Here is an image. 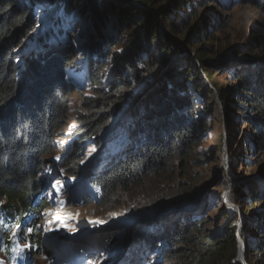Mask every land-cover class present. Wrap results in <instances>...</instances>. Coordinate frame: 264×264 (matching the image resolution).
<instances>
[{
  "label": "trees",
  "instance_id": "obj_1",
  "mask_svg": "<svg viewBox=\"0 0 264 264\" xmlns=\"http://www.w3.org/2000/svg\"><path fill=\"white\" fill-rule=\"evenodd\" d=\"M56 1L47 0L48 6ZM211 1L153 0L151 12L121 0H65L67 13L75 11L83 22L90 21L85 28L92 41L84 45L89 50L91 83L103 84L101 75L108 65L107 57L112 56L115 66L109 90L104 92L99 87V96L84 97L81 110L73 117L76 125H81L78 132H85L70 144L61 167L74 174L71 168L80 161L83 144L116 118L127 133L119 152L86 176L101 191L97 204H110L115 195H129L152 178L159 183L171 182L162 174L178 165L187 173L191 158L201 146V132L206 131L194 99H200L197 92L208 88L207 83L219 90L224 108L229 109V102L235 100L239 110L249 111L243 117L246 136L264 151V28L250 29L236 46L202 44L204 39L212 38V20L204 11ZM214 1L219 7L251 5L264 10V0ZM31 9L18 0H0V244L10 261L16 258L21 264L28 263V254L20 248L16 235L25 241L32 239V255L41 251L43 211L51 206L45 160L57 153L58 139L69 121L70 97L76 91L68 75L76 57L75 27L59 24L54 31L41 33L37 50L26 54L24 48L36 24ZM163 22L169 31L160 29ZM135 23L141 28L135 30L127 46L118 52L105 47V32L110 26L118 32ZM76 25L79 27L80 21ZM227 29L224 23L220 30ZM181 31L185 33L182 40L176 36ZM110 42V48L116 45ZM187 50L194 52L193 56L186 54ZM229 51L232 59L224 64L221 58ZM215 61L226 70L223 74L230 83L225 88L220 87L209 68ZM133 86H141V91L131 92ZM258 187L264 192L263 184ZM193 189L191 184L181 182L172 192H157L154 200L168 205L181 197H173L172 193L181 191L192 196ZM96 203L88 200L85 205ZM256 215L261 238L257 251L264 253V211ZM171 218L166 233L159 231L157 221L138 228L143 235L137 233L129 255L151 252L149 244L154 241L149 239L155 235L162 238L161 244L154 246L157 252L179 264H230L238 256L235 226L230 224L223 235L213 236L207 231L206 218L178 213ZM26 221L28 224H24ZM29 229L31 233L25 234ZM108 236L107 232L95 233L94 241L107 244ZM248 263L253 264L250 260Z\"/></svg>",
  "mask_w": 264,
  "mask_h": 264
},
{
  "label": "rangeland",
  "instance_id": "obj_2",
  "mask_svg": "<svg viewBox=\"0 0 264 264\" xmlns=\"http://www.w3.org/2000/svg\"><path fill=\"white\" fill-rule=\"evenodd\" d=\"M18 1L32 7L31 12L36 20L32 38L27 40L24 48L26 54L37 50V42L41 33L54 31L53 29L59 24L75 27L74 44L76 45V57L68 70L70 81L76 89L70 97L68 125L58 139L56 155L48 157L44 166V171L49 177L48 197L50 202L55 205L57 204L55 202L58 201L59 204L61 203L60 205H64L66 208L70 207L73 211V215L68 218V220H72L71 222L58 224L62 238L59 240L49 239L64 244L63 251L66 253V257L61 256V260L56 262L52 246L47 243V232L52 217V213L47 215L46 212L49 211L47 208L43 211L41 222L43 239L40 252L32 255L34 249L32 239L25 241L16 235L15 240L19 243L20 248L27 250L28 257L25 262H28L27 264H143L151 257L149 264H179L176 259L166 260L165 253L157 252L158 250L154 246L158 243L161 244L162 238H155V235L149 239L154 241L153 244H149L151 252L143 250V256L140 254L129 255L138 228L150 221H157L159 222V231L166 233L168 221L172 219L174 213H178L180 216L186 214L187 216L196 215L206 218L207 231L213 236L223 235L230 224L235 226L238 237V256L230 264L237 262L249 264L248 260L253 264H264V253L262 250L257 251L258 244L261 245V238L256 229L258 224L255 223L256 213L264 211V192L260 191L258 187L260 184L264 185V151L258 148L250 137L246 136L247 126L243 117L249 115V111L239 110L235 100L229 102V109L224 108L219 90L214 84L207 83L208 88L197 92L200 99H194V103L197 105L196 109L204 117L207 125L206 131L201 132V146L197 149V154L191 158L189 168L185 170L187 173L184 174L183 169L178 165L162 174V177L169 178L171 182L159 183L158 180L152 178L143 182L140 188L129 195L124 192L115 195L110 204H97L101 197V191L98 187L93 186L87 177L91 171L93 172L105 164L123 147L127 133L121 127L122 123L117 122L119 119L116 118L109 123L97 136L91 135L83 144L81 159L77 166L71 168L74 174L61 167V159L71 149L70 144L74 140L77 141L85 132V130L78 132V127L81 125L78 123L76 125V121L73 119L81 110L84 97L99 96L100 94L96 91L99 87L104 92L109 90L108 82L112 78L115 66L113 58L112 56L106 58L108 65L101 75L103 84H92L88 77L87 55L89 50L84 45L85 42L92 41L86 35L85 28L90 23L89 19L83 22L84 19L77 12L67 13L65 0H58L52 6H48L47 0ZM121 1L133 5L135 8L154 11L153 0ZM154 1L161 3L162 0ZM204 11L209 13L212 20L210 23L212 34L209 36L212 38L204 39L201 43L211 47H221V45L227 44L236 46L245 40L250 29L264 28V10L253 8L251 5L219 7L212 0L204 8ZM158 20L160 21L159 18ZM79 21L80 26L77 27L76 23ZM224 23L228 24V29L220 30ZM140 28L141 26L135 23L128 29L117 32L113 26H110L105 32L107 39L103 43L110 51L118 52L122 47L127 46L129 39L134 37L135 30H140ZM160 29L164 32L169 31L164 22L161 23ZM53 34L51 36H54ZM176 36L182 40L185 33L181 31ZM111 40L116 43L112 48L108 46ZM189 47L194 49L193 45ZM230 52L221 58V62L226 64L231 61L232 53ZM186 54L193 56L194 52L187 50ZM206 57H210V54H207ZM214 64H209L210 70L214 73V79L222 88L229 86V79L226 74H223L226 70L218 66L220 65L218 61H215ZM140 87L133 86L130 91H141L142 87ZM132 95H128L129 98ZM113 111L115 112V109ZM249 130L251 129L249 128ZM42 176L45 174L42 173ZM181 182L193 186L192 196L182 194L181 191L174 192L172 193L173 197H181L168 205H164L161 203L162 201L154 200V195L157 192L164 194L172 192L180 187ZM251 185L254 188H251ZM257 198L260 200L255 203L254 199ZM88 200L97 202L98 206L96 204L86 206ZM24 224H28V221ZM23 227H27V225ZM106 232L109 234L107 244H98L94 241L95 233ZM27 233H31V230H27L25 234ZM0 264L21 263L16 258L10 261L0 244Z\"/></svg>",
  "mask_w": 264,
  "mask_h": 264
},
{
  "label": "bare ground",
  "instance_id": "obj_3",
  "mask_svg": "<svg viewBox=\"0 0 264 264\" xmlns=\"http://www.w3.org/2000/svg\"><path fill=\"white\" fill-rule=\"evenodd\" d=\"M55 203H57V204H55L53 207L49 208V211L46 212L47 215L52 213V217L50 219L51 223H49L50 228L48 229L46 239L48 240L47 243H49V245L52 246L55 260H56V262H58L61 260V256L66 257V253L63 251V248H65V246L62 242L51 241L49 239L59 240L62 238L60 236L61 233L58 229V224L67 223V221L69 222L71 219L68 220V218L71 215H73V211L70 207L66 208L64 205H60L61 203L59 204L58 201ZM62 252H64V254H62ZM240 254H242V253L240 252Z\"/></svg>",
  "mask_w": 264,
  "mask_h": 264
},
{
  "label": "snow or ice",
  "instance_id": "obj_4",
  "mask_svg": "<svg viewBox=\"0 0 264 264\" xmlns=\"http://www.w3.org/2000/svg\"><path fill=\"white\" fill-rule=\"evenodd\" d=\"M57 159H59V157H57Z\"/></svg>",
  "mask_w": 264,
  "mask_h": 264
}]
</instances>
